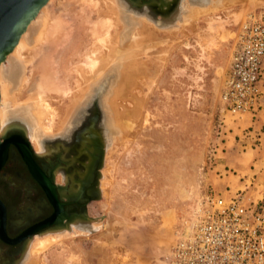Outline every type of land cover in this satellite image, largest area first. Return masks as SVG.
Masks as SVG:
<instances>
[{"label": "rangeland", "instance_id": "374dc122", "mask_svg": "<svg viewBox=\"0 0 264 264\" xmlns=\"http://www.w3.org/2000/svg\"><path fill=\"white\" fill-rule=\"evenodd\" d=\"M238 1L230 3L229 7H221L213 0H180L175 15L164 21L158 15H149L148 9L146 12L134 9L138 0H121L127 19H146L161 30L176 26L175 23L189 13L190 7L206 11L197 15L194 32L187 27L184 34L176 31L178 44L167 36L162 46H155L157 50H165L171 45V53L163 66H156L145 55L142 57L144 62L149 60L151 63L149 72L159 71L160 75L152 84L150 73H147L142 77L145 84L135 90L136 95L133 93L142 106L140 121L131 128L133 136L128 134L119 143L120 130L110 124L106 99L111 86L107 92L102 89L100 94L90 93L60 135L44 138L42 132L36 133L40 141L63 136L72 125L73 117L85 110L87 104L90 106L96 97L94 103L101 111L105 126V150L97 177L98 199L87 209L88 224L72 226L74 234L65 238L63 233L72 227L64 229L63 233L34 239L24 264H30L34 242L48 237H53V242L36 253L38 264H158L168 251L174 233L203 195L213 193L230 197L225 190L229 189L231 180L237 182V178H233L237 172L232 165L224 169L219 165L224 162L229 142L238 141L240 150L231 153L229 149V155L239 158L245 156L242 146L246 139L253 140L255 136L246 129L241 134H232L231 123L249 116L231 117L224 111L219 98L221 84L237 36L248 22V16L264 21V0ZM77 6L69 0H51L47 8L53 16L49 15V23L39 36V43L31 50L30 61L21 68L22 77L28 76V80L19 90L17 100L22 102L29 94L49 98L57 108L53 124L57 122V115L63 116L64 105L68 103L66 88L70 91L74 88L75 76L71 69L83 62L82 54L94 42L95 15L92 14L89 23L80 10L83 6ZM74 27H78V32L71 45ZM164 37L159 31L158 38ZM65 49L67 52L61 60V52ZM16 62L13 61L10 67L8 77L11 79L20 71ZM31 65L32 71L27 74ZM127 107L130 111L134 103L127 101ZM223 176L229 180H220ZM236 184L237 191L231 196L237 193L245 203L264 207L263 186L256 187L248 181Z\"/></svg>", "mask_w": 264, "mask_h": 264}, {"label": "bare ground", "instance_id": "6f19581e", "mask_svg": "<svg viewBox=\"0 0 264 264\" xmlns=\"http://www.w3.org/2000/svg\"><path fill=\"white\" fill-rule=\"evenodd\" d=\"M213 1L215 3L218 2L221 7H229L230 3L234 2L236 4L239 2L238 0ZM50 2L51 0L39 10L35 18L30 21L19 37L16 45L0 63V132L4 133L6 129L16 127L27 135V127L29 126V144L36 153H40L44 150V141L39 140L40 137L38 138L37 132H42V136L47 138L60 135L68 127L72 114L80 107L79 104L84 102L90 93L94 91L95 94H100L102 89L107 92L108 87L111 86L112 88L106 99L108 103L106 104L105 102L107 116L110 124L116 129L118 128V131L120 130L118 141L122 143L124 137L128 134L134 135V131L131 128L140 121L142 106L135 100L134 94L136 95V89H141L145 84L142 77L150 73L148 68L151 65L149 60L144 62L142 57L145 55L156 66L158 64L163 66L171 53V45H167L165 50H157L155 46L157 44L162 46L167 36H171L172 42L178 44L179 39L176 31L178 30L184 34L185 27H187V29L194 32L196 30L197 15L203 14L206 10H199L196 6L190 7L189 13L175 23L177 24L176 26L161 30L146 19L131 17L127 19V14L122 8L123 1L121 2V0H69L70 4L78 5L77 8L83 6L80 10H83L89 23L92 14L95 15L96 21L94 20L95 23H93V27H95V31L93 30L94 42L88 48V51L82 54L81 59L83 62L72 67L71 72L75 76L74 88L72 91L66 88L65 91L69 94L68 103L64 105L63 116L56 114L57 122L53 124V114L57 108L52 105L49 98L42 95L29 94L24 101L20 102L17 100L19 90L25 87L28 80V76L22 77L21 68L23 69L22 66L30 61L31 50L37 45V42L39 43L38 38L49 23L48 17L51 16L52 18L53 16L52 11L49 10L50 8H47ZM68 6L70 5L68 4ZM69 10H72V8ZM73 19L76 18L73 17ZM76 20L71 21L76 22ZM96 22H99V24H96ZM74 28H76V31L69 42L71 45H73L76 38L75 34L78 32V27ZM159 31H162L165 35L162 40L158 38ZM66 49L61 52V60L67 52ZM13 61L18 62L17 67H20V71L17 70L19 67H16V72L18 71V73L13 77L14 72H12L11 76L13 79H11L8 74ZM31 71L32 65L27 69V74H30ZM117 71L119 72L118 75H116ZM159 75V71H154L148 75L152 84L157 81ZM107 80L108 82H106ZM104 82H106L105 86ZM97 86H101V88ZM149 88L151 89L152 85ZM126 89L127 92H125ZM127 101L134 103V108L130 109V111L128 110L129 107H127ZM74 231L75 229H69V231H65V234L63 233L64 231L58 232L63 233V238H65L74 234ZM53 239V237H48L45 240L42 238L34 242L33 251L30 253V264L32 262L38 264L36 253L48 248L52 244Z\"/></svg>", "mask_w": 264, "mask_h": 264}, {"label": "flooded vegetation", "instance_id": "af4514ba", "mask_svg": "<svg viewBox=\"0 0 264 264\" xmlns=\"http://www.w3.org/2000/svg\"><path fill=\"white\" fill-rule=\"evenodd\" d=\"M98 108L92 103L77 113L64 135L46 139L40 153L30 145L39 175L18 149L29 142L26 134L6 129L2 141L16 146L8 144L0 166V264H24L34 239L88 224L105 150Z\"/></svg>", "mask_w": 264, "mask_h": 264}, {"label": "built area", "instance_id": "2783aa9c", "mask_svg": "<svg viewBox=\"0 0 264 264\" xmlns=\"http://www.w3.org/2000/svg\"><path fill=\"white\" fill-rule=\"evenodd\" d=\"M219 98L231 117L249 116L255 122L264 109V21L260 17L248 16L237 36ZM158 264H264L263 205L247 204L237 193L203 195Z\"/></svg>", "mask_w": 264, "mask_h": 264}, {"label": "water", "instance_id": "95a60500", "mask_svg": "<svg viewBox=\"0 0 264 264\" xmlns=\"http://www.w3.org/2000/svg\"><path fill=\"white\" fill-rule=\"evenodd\" d=\"M48 1L49 0H0V63L16 45L19 37L25 31L30 21L35 18L39 10L45 6ZM179 1L180 0H140L137 2V5L134 6V9L137 8L140 11L148 9L149 15H158L161 19H164V21H168L167 19L173 17L177 12ZM94 100H96V97ZM94 100L91 102L94 103ZM88 105L89 104H87L86 108ZM4 134L5 132H0V166L6 157L8 144L15 145L10 140L2 141ZM18 149L24 161L31 166L33 172L37 173L36 175H39V170L31 157L29 142H24V150L21 148ZM97 197L96 193V197L93 201L98 199Z\"/></svg>", "mask_w": 264, "mask_h": 264}, {"label": "crops", "instance_id": "0c3cea01", "mask_svg": "<svg viewBox=\"0 0 264 264\" xmlns=\"http://www.w3.org/2000/svg\"><path fill=\"white\" fill-rule=\"evenodd\" d=\"M229 128L232 130V134L235 132L241 134V132L246 129L251 132V135L255 136V139H246L245 146H242V149L245 150L242 154L245 156L239 158L231 157L229 155L230 151L231 153H234L237 152L238 149L240 150L238 141H235L233 144L229 142L228 149H226L227 151L224 153V162L219 166L224 169L227 165H232L237 172L236 175H233V178H237L239 184L248 181L253 186H263L264 190V109L258 112L255 122H252L248 117H243L240 121L232 122ZM258 135H261V137L257 138ZM224 173H226V170ZM241 179L243 181H241ZM220 180L227 181L229 180V177L223 176ZM231 182L232 184L229 186V189L225 190L227 196L233 195L238 188V184H236L237 182H234L233 180H231Z\"/></svg>", "mask_w": 264, "mask_h": 264}]
</instances>
